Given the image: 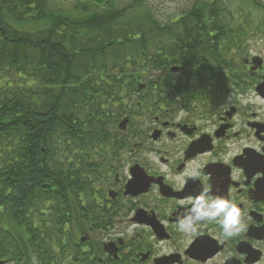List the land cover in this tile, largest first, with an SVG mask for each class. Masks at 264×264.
I'll list each match as a JSON object with an SVG mask.
<instances>
[{
  "label": "flooded vegetation",
  "instance_id": "1",
  "mask_svg": "<svg viewBox=\"0 0 264 264\" xmlns=\"http://www.w3.org/2000/svg\"><path fill=\"white\" fill-rule=\"evenodd\" d=\"M257 1L240 3L245 15L233 24L186 19L195 26L184 34L151 37L150 65L121 85L129 89L105 132L113 146L95 156L102 162L88 173L87 191L59 208L51 264H264V3ZM203 192L235 204L239 234L226 238L215 222L194 234L178 230L190 207L183 202Z\"/></svg>",
  "mask_w": 264,
  "mask_h": 264
},
{
  "label": "trees",
  "instance_id": "2",
  "mask_svg": "<svg viewBox=\"0 0 264 264\" xmlns=\"http://www.w3.org/2000/svg\"><path fill=\"white\" fill-rule=\"evenodd\" d=\"M222 3L194 0L160 19L149 0H0L1 264L50 263L59 208L87 191L95 156L113 146L121 85L150 65L151 37L230 17Z\"/></svg>",
  "mask_w": 264,
  "mask_h": 264
},
{
  "label": "clouds",
  "instance_id": "3",
  "mask_svg": "<svg viewBox=\"0 0 264 264\" xmlns=\"http://www.w3.org/2000/svg\"><path fill=\"white\" fill-rule=\"evenodd\" d=\"M192 175L196 176L197 173L194 172ZM183 203L190 207L178 217L177 227L182 233L194 234L202 224L213 222L220 226L226 238L235 236L243 230L241 213L229 200L212 197L207 192H203Z\"/></svg>",
  "mask_w": 264,
  "mask_h": 264
},
{
  "label": "rangeland",
  "instance_id": "4",
  "mask_svg": "<svg viewBox=\"0 0 264 264\" xmlns=\"http://www.w3.org/2000/svg\"><path fill=\"white\" fill-rule=\"evenodd\" d=\"M56 3L65 5V6H72L78 1L81 0H54ZM252 1V3L258 2L257 0H249ZM194 0H149V4L152 7L153 11L155 12V15L159 16L160 19L163 17H166L167 15H171L174 13H177L179 10L188 8ZM222 5L226 10L229 12L230 17L225 18L224 20L230 21L231 24H233V18L234 16H239V13L241 12L244 16V7H240L239 0H222ZM264 3V0H262ZM240 16V17H243ZM166 20V19H165ZM229 22V23H230Z\"/></svg>",
  "mask_w": 264,
  "mask_h": 264
},
{
  "label": "water",
  "instance_id": "5",
  "mask_svg": "<svg viewBox=\"0 0 264 264\" xmlns=\"http://www.w3.org/2000/svg\"><path fill=\"white\" fill-rule=\"evenodd\" d=\"M1 264V263H0Z\"/></svg>",
  "mask_w": 264,
  "mask_h": 264
}]
</instances>
